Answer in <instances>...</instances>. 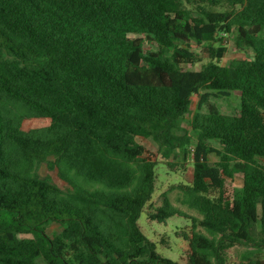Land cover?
<instances>
[{
    "label": "trees",
    "instance_id": "1",
    "mask_svg": "<svg viewBox=\"0 0 264 264\" xmlns=\"http://www.w3.org/2000/svg\"><path fill=\"white\" fill-rule=\"evenodd\" d=\"M229 33L253 56L221 66L227 48L214 44ZM204 58L200 71L185 70ZM233 92L237 115L210 100ZM196 97L191 152V138L174 130ZM30 119L50 124L23 130ZM138 138L154 140L164 159L177 148L192 155L190 182L151 205L157 163ZM258 158L264 0H0V264H180L143 233L144 210L158 223L190 220L176 235L184 264H228L237 246L245 250L232 264H264ZM235 175L241 187L231 193ZM52 222L62 229L51 237Z\"/></svg>",
    "mask_w": 264,
    "mask_h": 264
},
{
    "label": "rangeland",
    "instance_id": "2",
    "mask_svg": "<svg viewBox=\"0 0 264 264\" xmlns=\"http://www.w3.org/2000/svg\"><path fill=\"white\" fill-rule=\"evenodd\" d=\"M218 10H224V6L219 7ZM193 16L199 17V14L197 12H194ZM235 36V33L223 34L222 41L214 44V47L223 44L227 48L223 59L216 60L221 66L228 65L230 61L234 59H245L251 58L253 56L251 50H247L242 47L239 48L237 46ZM193 45L194 51L198 53L201 57H204L201 48H198L195 44ZM144 49L145 51H155L158 49V46L155 43H145ZM208 62L209 59L204 58L201 62H198L193 65H187L184 68L185 70L189 71H200L203 65ZM198 100L199 98L196 97L195 101L192 104L191 112L177 121V125L174 130V133L177 136L191 138L192 144L191 148H189L191 152L197 141L196 134L191 129V122L194 114L197 112ZM210 100L215 103L219 111L223 114L237 115L240 111L239 92H233L230 96L227 97H222L220 95L218 97L211 96ZM49 124V119H30L26 120L23 123V130L29 131L32 129L48 126ZM138 140L145 148L144 156L150 159L151 161L157 163V185L149 205L155 203L157 199L162 195V193H164L171 186L190 182V180L192 179V155H189L185 159L186 156L183 154L182 149L177 148L173 151L170 158L164 159L162 157V151L159 150V147L154 142V140H152L151 138H138ZM209 144L215 149H221V146L217 141H210ZM208 161L211 165H214L219 161V158L216 156V154H210L208 157ZM258 162L264 165V158H258ZM168 163H175L177 164V166L175 168H171L170 166H168ZM43 173H45V171H43ZM226 187L231 193H233V191L239 190L241 187L240 176L235 175V182L231 179H227ZM177 197V192H172L170 194V199L176 207H178L188 215L198 216L196 211L190 210L187 207L182 206L177 201ZM190 224V220L184 217H172L169 218L166 223H158L157 221H151L146 215L145 210L141 214L139 220V225L143 233L150 240L156 243L158 252L162 254L163 257L178 262L180 264H184V257L178 246L180 239L176 235L181 233L182 229H184ZM61 229V225L53 222L45 226V232L51 237L55 234H58ZM30 236L31 235H27V237ZM244 250L245 248L240 246L229 249L228 264H232L234 261H236L240 253ZM40 264L45 263L43 261H40Z\"/></svg>",
    "mask_w": 264,
    "mask_h": 264
}]
</instances>
